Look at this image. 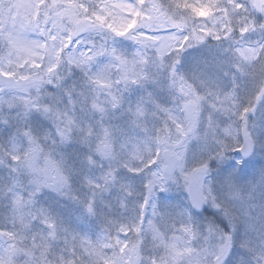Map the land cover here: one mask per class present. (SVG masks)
I'll return each instance as SVG.
<instances>
[{
  "label": "snow or ice",
  "instance_id": "1",
  "mask_svg": "<svg viewBox=\"0 0 264 264\" xmlns=\"http://www.w3.org/2000/svg\"><path fill=\"white\" fill-rule=\"evenodd\" d=\"M0 207V264H264V0H0Z\"/></svg>",
  "mask_w": 264,
  "mask_h": 264
},
{
  "label": "rangeland",
  "instance_id": "2",
  "mask_svg": "<svg viewBox=\"0 0 264 264\" xmlns=\"http://www.w3.org/2000/svg\"><path fill=\"white\" fill-rule=\"evenodd\" d=\"M218 55L216 50H189L185 53V57H193L198 60L212 61ZM45 124L47 122H44ZM163 195V194H162ZM164 203L180 202V194L172 193L168 194L167 198L163 201ZM40 203L49 209L50 213L57 216L60 221L64 220V225L66 227L72 228L77 232L85 233L94 236L97 231H99V223L95 220H90L84 217L81 210L74 206L69 201L63 200L56 196L54 193H42ZM0 207V211H2ZM64 213V214H63ZM64 218V219H63Z\"/></svg>",
  "mask_w": 264,
  "mask_h": 264
}]
</instances>
